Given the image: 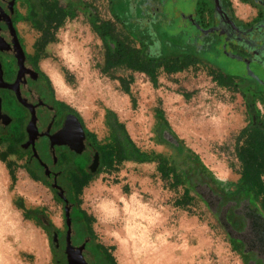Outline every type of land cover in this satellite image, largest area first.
Masks as SVG:
<instances>
[{
    "label": "rangeland",
    "instance_id": "1",
    "mask_svg": "<svg viewBox=\"0 0 264 264\" xmlns=\"http://www.w3.org/2000/svg\"><path fill=\"white\" fill-rule=\"evenodd\" d=\"M82 1L93 8H82L76 18L66 20L56 32L55 41L42 50L41 70L49 76L46 67L52 66L62 75L68 96L61 98L56 92L55 96L82 117L101 145L112 143L117 136L113 116L107 114L114 110L136 146L153 160L125 161L112 171L103 170L79 193L81 209L94 219V237L113 249L117 264H155L154 254L156 259L165 256L160 264H255L257 258L264 264V249L259 251L256 246L257 230L248 227L244 236L250 251L259 252L254 260L250 254H243L219 219L220 202L239 205L235 195L242 171L237 158L238 137L250 125L251 115L241 86L225 88L215 80L219 69L230 76L253 75L264 84V70L258 66L246 69L243 63L212 51L208 54L210 64L176 74L160 70L157 86L147 75L128 69L103 74L106 49L93 30L91 16L117 22L118 32L123 36L125 32L112 13L111 0ZM160 1L129 0L133 9L142 6L147 10L143 15L132 11L130 22L151 23ZM163 1L167 10H173L169 0ZM231 4L242 21L256 15L251 2L231 0ZM19 27L27 48L37 53L41 33L29 22ZM127 86L130 94L124 90ZM258 106L264 114V104ZM159 110L165 121L159 117ZM166 122L206 169V184L199 185L198 191L192 188L189 200L183 196L184 189L191 187L189 183L170 187L158 171L159 156L172 164L185 157L183 170L194 167L188 152L176 150L178 143ZM4 156L0 150V264H58L52 235L41 225V217L63 231V203L47 185L29 177L20 159L6 157L3 161ZM146 218L158 224L154 232L145 223ZM151 245L156 248L149 250Z\"/></svg>",
    "mask_w": 264,
    "mask_h": 264
},
{
    "label": "flooded vegetation",
    "instance_id": "2",
    "mask_svg": "<svg viewBox=\"0 0 264 264\" xmlns=\"http://www.w3.org/2000/svg\"><path fill=\"white\" fill-rule=\"evenodd\" d=\"M42 1L0 0V150L6 157L20 159L29 176L31 168L63 203L65 228L58 233L50 232L58 264H75L74 256H79L78 264H113L110 251L100 247L86 222L76 215L81 210L72 192V187H76L75 176H95L101 170L102 145L91 135L81 116L52 94L49 79L40 62L36 63V53L27 48L20 31L19 24L27 22L23 18L28 15L34 27L32 16L34 12L40 13ZM57 1L63 8L73 6L74 12L82 10V0ZM169 2L173 10L170 7L164 11L161 0L151 23L129 21L127 25H188L192 31H198L202 44L206 43L210 49L215 47L219 54L243 63L246 69L258 66L264 70V0H250L257 12L247 22L237 18L231 0ZM143 8H128V17L131 19L132 11L145 14L147 10ZM241 77L253 86L260 85L264 92V84L255 76ZM236 202L239 205L220 202L219 219L243 254H250L255 260L259 252L250 251L245 237L248 227L253 226L258 232L256 246L259 251L264 249V211L253 207L249 199L239 198ZM255 264L263 263L257 258Z\"/></svg>",
    "mask_w": 264,
    "mask_h": 264
},
{
    "label": "trees",
    "instance_id": "3",
    "mask_svg": "<svg viewBox=\"0 0 264 264\" xmlns=\"http://www.w3.org/2000/svg\"><path fill=\"white\" fill-rule=\"evenodd\" d=\"M242 1L250 2V0ZM78 3H80L79 0ZM163 4L164 11H168L166 9L168 6L165 7ZM81 6L83 9L93 8L91 3L87 1H81ZM39 7L40 13L34 12L32 16L34 28L41 33V38L37 45L36 63L40 62L41 52L47 44L55 41L56 32L64 26L66 20L74 19L78 15V12H74V9H71L73 6L63 8L57 0H43ZM111 7L114 17L121 23L125 36L118 32L117 22L111 20L102 21L98 17L91 16L93 30L101 38L106 49L105 65L102 69L103 74H109L117 69H128L132 72H140L147 75L151 82L157 86L160 70H164L167 74H176L193 66L210 64L208 61L209 52L214 51L219 54L215 47L210 49L206 43L202 44L203 40L198 35L197 30L192 31L191 28L183 25H127V23H130L127 10L131 7L129 0H111ZM23 20L30 23V15L23 18ZM137 44L139 47L136 46ZM216 71L215 80L220 86L225 88L241 86L243 88V94L250 107V125L244 128L238 137L237 158L242 165V171L239 187L235 195L239 198L249 199L253 207H259L264 211V114H262L258 106V104H264L263 89L257 83L256 86H253V84L242 77L226 75L219 69ZM44 75L49 79L51 92L55 95L50 78L45 73ZM122 82L126 84L125 80H122ZM124 90L127 94H130L128 86ZM65 105L77 113L70 106ZM107 114H112L113 116V126L117 136H115L112 143L100 146L102 162L99 173L103 170L112 171L125 161L136 163L152 162L151 156L136 146L125 124L118 119L117 115L113 111H108ZM158 114L165 121L163 111L159 110ZM165 124L178 143V146H175L176 150L178 152H188L194 167L189 170H183L181 164L187 161L185 157L178 163L174 162L172 164L166 157L159 156L158 171L161 177L169 182L170 187H184L185 181L189 183L191 187L187 186L183 193L184 198L189 200L192 188L198 191L199 185L206 184V169L199 157L190 149L185 148L184 142L177 137L171 127H169V124L167 122ZM91 135L96 138L94 133H91ZM1 159L6 161V156ZM8 168L12 180L15 182L16 176L11 168V163L8 164ZM30 176L35 180H43L36 176L31 168ZM81 177L75 176L74 183L76 187H72L73 200L81 210L76 215L83 218L89 231L94 236L92 231L94 219L81 209L80 203L77 201L79 193L93 180L94 176L83 175ZM208 185L211 186L210 184ZM31 212L34 213L36 210ZM41 225L49 232H59L51 221L45 217H41ZM100 247L106 252L110 251L111 263L117 264L112 254L113 249L103 244Z\"/></svg>",
    "mask_w": 264,
    "mask_h": 264
},
{
    "label": "crops",
    "instance_id": "4",
    "mask_svg": "<svg viewBox=\"0 0 264 264\" xmlns=\"http://www.w3.org/2000/svg\"><path fill=\"white\" fill-rule=\"evenodd\" d=\"M241 12H243V13H245L246 12V10L245 9H243ZM21 23H24V22H21ZM47 68V70H48V72H49V78H50V80L52 81V85H53V88H54V91L56 92V94L59 96V97H61V98H65L66 96H68V88H67V85H66V83H65V81H64V79H63V77H62V75L56 70V69H54L52 66H50V67H46ZM61 76V77H60ZM59 78L61 81H62V84H63V87H64V89H63V93H60L59 92V90H58V88H57V85H56V82H55V79L56 78ZM56 97V96H55ZM57 98V97H56ZM58 99V98H57ZM59 100V99H58ZM59 101H61V100H59ZM63 102V101H62ZM64 103V102H63ZM66 104V103H65ZM122 106H123V104H120V105H118V107H119V109H121L122 108ZM113 112L117 115V113H116V111H114L113 110ZM117 117H118V115H117ZM82 118V117H81ZM88 129V128H87ZM89 130V129H88ZM92 132V131H91ZM93 133V132H92ZM95 134V133H94ZM97 137V136H96ZM98 138V137H97ZM99 140V139H98ZM30 177V176H29Z\"/></svg>",
    "mask_w": 264,
    "mask_h": 264
},
{
    "label": "bare ground",
    "instance_id": "5",
    "mask_svg": "<svg viewBox=\"0 0 264 264\" xmlns=\"http://www.w3.org/2000/svg\"><path fill=\"white\" fill-rule=\"evenodd\" d=\"M61 77V76H60ZM55 82H56V85H57V88H58V90H59V92L60 93H63V89H64V87H63V84H62V81L57 77L56 79H55ZM36 127V126H35ZM62 143V142H61ZM64 143V142H63ZM54 167V166H53ZM110 208V207H109ZM141 217V216H140ZM143 220H144V217L142 218V220H140V223H142L143 222ZM153 221V222H152ZM136 223V222H135ZM145 223H147L148 225H150V226H152V228H153V232L155 231V229H157V226H158V224H156L155 223V220H148L147 218H146V220H145ZM143 232V231H142ZM145 235L144 234H142V238L144 237ZM141 238V239H142ZM141 242H142V244H144L145 245V242H143V240H141ZM157 242V241H156ZM157 244L159 245V243L157 242ZM147 247V246H146ZM154 248H156V245H151V246H149V250H151V249H153L154 250ZM152 250V251H153ZM154 253H156V252H154ZM155 256H157V255H155L154 254V256H153V259H152V261H153V263H155V264H160L164 259H165V256H161V257H159L160 259H156L155 258ZM79 256H74V259H73V262H75V264H78L77 263V258H78ZM158 257V256H157Z\"/></svg>",
    "mask_w": 264,
    "mask_h": 264
},
{
    "label": "water",
    "instance_id": "6",
    "mask_svg": "<svg viewBox=\"0 0 264 264\" xmlns=\"http://www.w3.org/2000/svg\"><path fill=\"white\" fill-rule=\"evenodd\" d=\"M75 119L77 120V122H78L80 128L83 130L82 124L80 123L79 119H78L76 116H75ZM55 137H59V136H55ZM255 212H256V209L254 210V213H255ZM66 215H67V217H68V224L70 225V213H69L68 208H67V211H66ZM258 216H259L260 218H262L261 215H258Z\"/></svg>",
    "mask_w": 264,
    "mask_h": 264
}]
</instances>
